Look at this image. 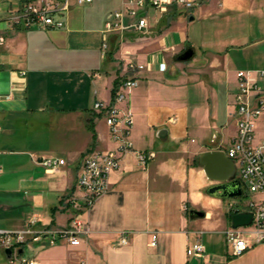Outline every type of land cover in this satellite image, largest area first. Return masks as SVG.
<instances>
[{
    "label": "crops",
    "instance_id": "1",
    "mask_svg": "<svg viewBox=\"0 0 264 264\" xmlns=\"http://www.w3.org/2000/svg\"><path fill=\"white\" fill-rule=\"evenodd\" d=\"M23 2L0 0L6 37L0 45V229L24 228L32 219L37 230L70 223L68 200L79 193L84 156L114 146L107 117L94 112V103H110L117 81L132 76L138 85L121 105L133 114L135 148L156 156L142 164L136 152L124 155L110 189L81 215L89 231L79 245L51 244L44 235L27 244L37 242V256L29 258L38 264H264V241L256 240L253 225L242 227L250 247L233 253L226 237L230 212L224 199L208 193L216 182L200 164L204 151H226L235 138L237 72L264 69V0H201L192 10L175 6L166 13L150 8L143 30L108 32L105 52L106 20L122 0L73 6L64 27L48 29L12 24ZM188 47L194 55L180 60ZM130 60L144 68L129 71ZM255 136L264 140V113ZM49 156L66 163L47 170L41 160ZM199 237L205 251L189 255Z\"/></svg>",
    "mask_w": 264,
    "mask_h": 264
},
{
    "label": "built area",
    "instance_id": "2",
    "mask_svg": "<svg viewBox=\"0 0 264 264\" xmlns=\"http://www.w3.org/2000/svg\"><path fill=\"white\" fill-rule=\"evenodd\" d=\"M93 0H24L22 6L11 15L14 25L25 28L48 29L65 26L64 18L76 5L92 3ZM201 0H122V6L113 11L106 20L103 37V51L108 47V32H123L130 28L143 30L148 26V17L144 14L150 8L160 13L168 12L172 7L179 6L192 10L199 6ZM6 37L0 34V45L4 44ZM129 71L144 68V64L130 60L127 63ZM238 89L236 92L237 105V133L231 146L225 151L234 160L236 177L249 192L264 194V140L256 141V123L264 113V69L258 70L255 75L250 70L237 72ZM138 85V80L132 76L121 77L114 86L112 101L106 103L97 100L94 103V112L104 114L109 123L110 133L114 146L107 149H91L84 156L77 177L79 193L72 194L68 203L73 204L74 213L70 223L62 228L37 230L34 228L36 219H32L28 226L19 229H0V246L11 248L9 257L11 264H38L34 258L22 257L19 249L25 247L32 240L41 239L48 235L51 244L66 241L71 245H79L82 237L88 234V221L82 219L83 212H88L96 201L110 189L109 177L111 172L119 169L125 154L134 151L142 164L156 156L154 151L138 150L132 140L134 124L133 114L127 103L132 89ZM1 131V125H0ZM41 163L47 170L56 171L59 166L66 163L65 158L49 156L44 157ZM2 167L0 166V174ZM242 195V196H243ZM242 196L239 198L241 199ZM230 214L236 212H252L251 224L255 227L257 241H264V198L246 202H230ZM248 226V225H244ZM243 226H230L226 230V237L231 244L233 253L239 255L247 250L251 243L242 228ZM157 233L152 234V244L156 245ZM122 243H127V233L122 232ZM205 245L199 237L190 243L187 249L189 255H201ZM81 264H86L82 261Z\"/></svg>",
    "mask_w": 264,
    "mask_h": 264
},
{
    "label": "water",
    "instance_id": "3",
    "mask_svg": "<svg viewBox=\"0 0 264 264\" xmlns=\"http://www.w3.org/2000/svg\"><path fill=\"white\" fill-rule=\"evenodd\" d=\"M194 55V49L188 47L178 58L180 60H188ZM200 164L209 178L216 183L208 188V193L222 198H234L243 195V187L240 179L236 177V166L234 160L230 158L224 150L212 149L206 150L200 157ZM191 213L196 216H204L203 211L192 209ZM253 219L252 212H236L231 215L233 227H239L251 224ZM23 252V248L19 249V253ZM5 253L10 257L11 248H6Z\"/></svg>",
    "mask_w": 264,
    "mask_h": 264
},
{
    "label": "rangeland",
    "instance_id": "4",
    "mask_svg": "<svg viewBox=\"0 0 264 264\" xmlns=\"http://www.w3.org/2000/svg\"><path fill=\"white\" fill-rule=\"evenodd\" d=\"M82 11H83V9H82ZM98 14H99V12H98ZM67 20H68V17H65L64 18L65 25H66ZM261 196H262V193H260V192H254L253 193V192H249L246 188H244V195L242 196L241 199L239 197L224 199L225 208L226 209L228 208V205L230 202L238 203L240 201L246 202V201H250L252 199L259 200V199H261ZM230 218H231V215H230ZM244 227H246V226H244ZM36 249H37V242H34L33 244H31V246L25 245L24 251L21 255H22V257H26V258L33 257L36 255ZM9 259L10 258L7 257V255L5 254V249L2 246H0V264H11Z\"/></svg>",
    "mask_w": 264,
    "mask_h": 264
},
{
    "label": "trees",
    "instance_id": "5",
    "mask_svg": "<svg viewBox=\"0 0 264 264\" xmlns=\"http://www.w3.org/2000/svg\"><path fill=\"white\" fill-rule=\"evenodd\" d=\"M117 83H118V81H117ZM117 83H116V84H117ZM113 94H114V89H113ZM230 215H231V214H230Z\"/></svg>",
    "mask_w": 264,
    "mask_h": 264
}]
</instances>
